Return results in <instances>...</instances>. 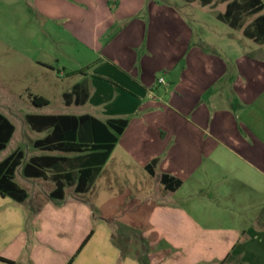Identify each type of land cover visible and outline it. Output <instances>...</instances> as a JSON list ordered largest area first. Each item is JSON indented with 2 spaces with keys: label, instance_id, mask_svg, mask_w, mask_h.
Masks as SVG:
<instances>
[{
  "label": "crops",
  "instance_id": "0c3cea01",
  "mask_svg": "<svg viewBox=\"0 0 264 264\" xmlns=\"http://www.w3.org/2000/svg\"><path fill=\"white\" fill-rule=\"evenodd\" d=\"M207 1L211 3L207 6H216L213 0ZM141 3L142 0L132 2L126 9L131 10L121 18H129L134 8L141 6ZM220 4L225 9L217 15V19H223L231 26L240 24V29L245 25L246 34L249 27L263 18L261 15L250 14L246 10L247 5H242V2L220 0ZM262 24L258 34L264 37V22ZM112 28L113 21L108 18L93 29V35L83 34L80 37L86 48L101 54L102 59H99L91 74L88 73L90 67L86 71L80 69L68 74L80 75L82 80L63 94V100L67 107L90 105L94 114L83 115L93 116L102 122L126 119L129 124L87 193H77L73 186L64 189L62 199L52 198L56 189L52 180L24 176L29 181V188L17 183L28 194L24 202L0 196V264H183L178 257V254L183 255V242L195 247V262L188 258L186 264H222L229 256L230 259L224 264H264V66L255 67V79L251 80L247 66L238 71L246 88H254V93L250 91L252 99L249 101L246 95L243 98L245 105H240L238 113L234 111L235 118L243 129L244 143L234 142L230 129H227L232 119L226 116L233 111L232 106L218 107L213 95L203 100L200 93L196 92L197 87L195 114L192 113L189 117L183 113V109L189 112V107L185 109L182 104L181 111H178L173 105L172 113L169 112L171 115H161L158 125L153 123L150 126L149 122L155 119L154 112L150 110L156 83L152 79L147 80L145 74L143 77L142 66L137 67L132 53L133 60L129 61V48L140 46L141 42L136 34L132 39L127 38L126 29L113 33ZM140 28V25L132 27L133 30ZM159 40L157 32L155 44L158 46ZM45 67L54 70L49 65ZM199 68L208 70V67L204 69V65ZM59 73L63 74L62 71ZM148 76L151 78L150 74ZM225 77L226 70L219 68L211 80L203 83V87L209 88L216 83L219 94L222 95L227 90L230 96L231 83ZM79 85L86 87L88 101L83 105H67L64 95L71 93ZM181 87L180 79L169 93L172 104H180L183 96ZM165 92L168 94L167 90ZM192 96L194 97L193 94ZM248 107L253 109L248 110ZM224 113L226 114L223 115ZM29 115L54 116L32 113L27 114L25 119ZM185 120L190 126L182 125ZM29 127L31 128L30 125ZM36 133L40 134V137L33 139V149L36 151H32L30 156L25 153L23 164L15 172V182L17 171L21 168L23 173L25 163L32 157H73L36 149L34 143L44 139L49 132ZM19 150L22 149L16 151ZM153 161H157V164L152 176L146 168ZM110 164L113 175L118 169H134V172H130L131 181L135 184L134 190L138 194L142 193L147 200L153 195V180L162 187V191L157 193L155 205L126 223L109 215L104 208L91 209L87 206L88 195L98 185ZM204 167L207 170H203ZM163 175L181 180V187L176 191L165 190L161 183ZM194 176L195 205L184 208L168 199L185 188L187 180ZM48 182H53L54 187L46 195ZM67 190L70 191L69 195ZM191 196L187 195L188 198ZM216 198H232L236 206L246 203V208L235 211L231 207L227 210L226 205L215 203ZM249 201L253 202V217L248 215ZM139 211L140 209L137 210L138 213ZM227 215L230 218L225 219ZM220 222L229 226L220 229L230 231L229 234L216 238L201 236L199 233L213 230V225ZM153 244L160 246L161 250L156 254L145 251L146 247ZM201 246L212 249L202 252L199 250ZM145 254L146 261L143 260Z\"/></svg>",
  "mask_w": 264,
  "mask_h": 264
},
{
  "label": "rangeland",
  "instance_id": "374dc122",
  "mask_svg": "<svg viewBox=\"0 0 264 264\" xmlns=\"http://www.w3.org/2000/svg\"><path fill=\"white\" fill-rule=\"evenodd\" d=\"M135 1L0 0V112L8 117L16 128L12 141L6 150L0 153V162L19 148L27 156L36 151L33 149V139L40 137V134L34 132L27 124L25 119L27 114L75 116L94 114L90 105L65 106L63 94L82 80L80 75L68 74L80 69L87 70L88 67H90L88 73L91 74L99 59H102L101 54H96L91 48L87 49L80 37L83 34L93 35V29L108 18L113 21V33L126 29L127 38L138 36L141 42L140 46L129 48V61L133 60L132 53L137 67L142 66L143 77L145 74L147 80L152 79L156 83L153 89L155 97L151 99L150 110L154 112L155 119L149 122L150 126L153 123L158 125L161 115L165 113L171 115L169 112L172 113L173 105L178 111H181L183 106L185 109L189 107V112L183 109V113L189 117L192 113L195 114L197 87L196 92L200 93L199 96L203 100L213 95L218 107L232 106L233 111L226 116L232 119L227 129H230L234 142H245V139H242V126L236 120L234 111L238 113L245 105L243 98L248 95L250 101L253 97L250 93H254L253 87L246 88L238 71L247 66L251 80L255 79V67L264 66V40L256 39L258 33L254 25L249 27L246 34L245 25L240 29V24L231 26L227 21L217 19V15L225 9L221 7L223 5L220 4V0H213L215 7L207 6L211 5L207 0H142L141 6L134 8L129 18H121L127 15V11L131 9H126ZM234 1L246 4V10L250 14L264 17V0ZM250 4L253 5V9L250 8ZM250 21L251 19L248 22ZM135 25H140L141 28L133 30L132 27ZM157 32L160 46L155 44ZM48 65L54 70L47 69L45 66ZM201 65H204V69L208 67V70H200ZM219 68H224L227 72L225 79L231 83L230 96L227 90L224 94H219L216 83L209 88L203 87V83L211 80ZM59 71L63 74L61 75ZM149 74L151 78L147 77ZM180 79L182 100L180 104L175 101V104H172L169 93ZM160 80H163V83ZM29 94L46 98L50 105L46 108L33 106L29 101ZM252 109L248 107V110ZM182 125L190 126L186 120ZM112 168L110 164L98 185L88 195L87 206L91 209L104 208L109 215L126 223L155 205L157 193L162 191V187L153 180L151 187L153 195L147 200L142 193L138 194L134 190L135 184L131 181L130 173L134 172V169H118L113 175ZM203 170H207V167ZM16 183L26 189L29 188V181L24 177L21 168L16 173ZM53 187L54 183L48 182L45 188L46 195ZM69 192L67 190L68 195ZM190 194L192 196L188 198L187 195ZM168 199L184 208L190 207L191 204L195 205V176L187 180L185 188ZM214 200L217 201L215 202L217 205H226L227 210L231 207L235 211L246 208V203L236 206L232 198ZM252 203L250 201L247 203L249 217L255 215L254 209L251 208ZM227 218L230 216H225V219ZM213 226L216 230H203L199 233L201 236L220 238L230 232L220 230L229 227L222 222ZM183 243L185 245L182 248L183 255L178 254L179 262L186 264L188 258L195 262V247L192 248L193 246H189L187 242ZM159 247L153 244L146 247L145 251L156 254L161 250ZM211 249L199 247L202 252ZM146 256L147 254L143 258L144 261Z\"/></svg>",
  "mask_w": 264,
  "mask_h": 264
},
{
  "label": "trees",
  "instance_id": "16d2710c",
  "mask_svg": "<svg viewBox=\"0 0 264 264\" xmlns=\"http://www.w3.org/2000/svg\"><path fill=\"white\" fill-rule=\"evenodd\" d=\"M253 9V5L250 4ZM264 17L254 23L255 31L263 27ZM248 34V32H247ZM250 37H253L249 34ZM257 40L264 37L258 34ZM113 83V82H111ZM89 93L84 85L74 87L71 93L64 95L67 105H83L88 101ZM30 102L38 108L47 107L49 101L40 96L29 94ZM27 122L36 132H49L44 139L37 140L34 147L46 153H62L68 156L43 155L32 157L23 168L27 178L52 180L56 189L52 198L62 199L66 187H75L77 193H87L108 161L119 137L127 128L126 119L102 122L90 115H29ZM14 124L0 112V152L7 148L15 133ZM25 152L16 151L0 163V196L10 197L17 202H24L28 194L14 181L15 172L23 164ZM157 161L147 166L153 176ZM50 173V175H49ZM161 183L165 190L176 191L182 181L169 175H163ZM91 236V235H90ZM89 236V237H90ZM229 258H227L226 262Z\"/></svg>",
  "mask_w": 264,
  "mask_h": 264
},
{
  "label": "built area",
  "instance_id": "2783aa9c",
  "mask_svg": "<svg viewBox=\"0 0 264 264\" xmlns=\"http://www.w3.org/2000/svg\"><path fill=\"white\" fill-rule=\"evenodd\" d=\"M161 83H163V80H160Z\"/></svg>",
  "mask_w": 264,
  "mask_h": 264
}]
</instances>
